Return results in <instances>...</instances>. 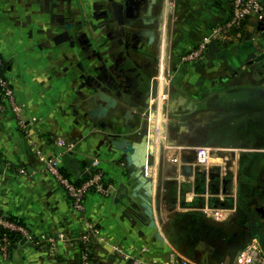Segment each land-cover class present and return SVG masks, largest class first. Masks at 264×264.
<instances>
[{
    "label": "crops",
    "instance_id": "crops-1",
    "mask_svg": "<svg viewBox=\"0 0 264 264\" xmlns=\"http://www.w3.org/2000/svg\"><path fill=\"white\" fill-rule=\"evenodd\" d=\"M231 1L114 0L118 13L110 0H0V58L27 128L0 113V212L54 238L13 233L0 264H81L86 222L101 230L92 264H229L264 242V22L182 61L229 20ZM99 56L114 67L111 105L83 79ZM198 147L212 150L208 168ZM40 154L61 156L79 182L100 171L105 192L78 212ZM194 221L212 230L208 256L182 247Z\"/></svg>",
    "mask_w": 264,
    "mask_h": 264
},
{
    "label": "built area",
    "instance_id": "built-area-1",
    "mask_svg": "<svg viewBox=\"0 0 264 264\" xmlns=\"http://www.w3.org/2000/svg\"><path fill=\"white\" fill-rule=\"evenodd\" d=\"M256 18L264 22V5L262 0H232L231 15L229 20L213 29L210 35L205 37L199 46L182 56L183 62H193L201 60L206 53L208 45L211 43H223L232 40L233 32H240L247 20ZM11 110L18 118V126L27 130L24 119L21 118L22 106L16 98V94L11 82L5 73V63L0 58V113L5 110ZM57 144L61 148L68 147L69 144L59 138ZM212 150L207 147H198L195 150V162L198 167L208 168ZM39 160L44 170L52 176L59 186L64 190L75 210L84 214V200L89 193H104L103 174L100 171H94L89 178L79 183L75 178L67 174L63 169L61 156H45L40 154ZM87 223V230L78 236V244L82 245L81 264H92L91 252L93 243L96 240H102L100 228L90 222ZM17 234L30 244L36 246L40 243L54 244V238L51 236H37L33 234L26 226L19 224L10 218V216L0 212V250L4 255L12 245L13 239L10 234ZM134 264H147L142 260H135ZM168 264H180L172 256ZM186 264V263H184ZM231 264H264V242L259 239H253L246 245L235 257Z\"/></svg>",
    "mask_w": 264,
    "mask_h": 264
},
{
    "label": "water",
    "instance_id": "water-1",
    "mask_svg": "<svg viewBox=\"0 0 264 264\" xmlns=\"http://www.w3.org/2000/svg\"><path fill=\"white\" fill-rule=\"evenodd\" d=\"M113 4V8L116 12L119 13L121 10V5L116 4L114 0H110ZM128 25H132V22L127 23ZM98 60L100 62V65H97L93 68V72L95 75H87V72L85 70V74L83 75V79L87 82L89 86H92V90L95 91V93H98V97L101 98V100L106 101L109 105L113 103V100L107 97L108 93H115L117 97H119L118 92L116 91V85L114 84V80L112 79L110 72L114 70V67L107 66L104 59L99 56ZM107 78H110L111 82L108 81ZM92 83V84H90ZM98 91V92H97ZM101 93V94H99ZM262 214L264 215V209L261 210Z\"/></svg>",
    "mask_w": 264,
    "mask_h": 264
},
{
    "label": "rangeland",
    "instance_id": "rangeland-1",
    "mask_svg": "<svg viewBox=\"0 0 264 264\" xmlns=\"http://www.w3.org/2000/svg\"><path fill=\"white\" fill-rule=\"evenodd\" d=\"M186 226L187 229H184L185 233L188 234L187 238H184V240L182 239V241H184L185 243L182 245L183 249L185 250V252L191 254V256H193V253L195 252V250H197V254L200 255L199 257H201V255H205L208 256V251L206 250V246H204L203 244L206 241V233L208 231H212L210 229H208V227H206L205 224L200 223V222H189L188 224H183ZM213 243L215 242L216 244L214 246H211V252L209 255H218L217 253L219 251H221L222 246L219 245V243L216 240V238H212ZM197 263L199 264H209L211 262H204L199 260Z\"/></svg>",
    "mask_w": 264,
    "mask_h": 264
},
{
    "label": "trees",
    "instance_id": "trees-1",
    "mask_svg": "<svg viewBox=\"0 0 264 264\" xmlns=\"http://www.w3.org/2000/svg\"><path fill=\"white\" fill-rule=\"evenodd\" d=\"M87 180V179H86ZM86 180H84V181H86ZM84 181H78L79 183H82V182H84ZM11 218V217H10ZM14 220V219H13ZM11 236H12V238H14L13 239V243H15L16 241H17V239L15 240V237H17L16 235H14V234H10ZM79 246H80V249H82V245L81 244H79ZM237 256V255H236ZM235 256V257H236ZM90 259H92V256L90 257ZM235 259V258H234ZM92 261V260H91ZM233 262V260L231 261V263ZM230 262H229V264H231Z\"/></svg>",
    "mask_w": 264,
    "mask_h": 264
}]
</instances>
